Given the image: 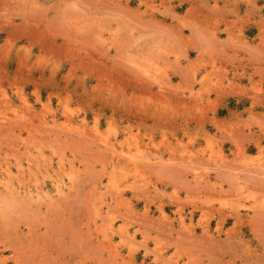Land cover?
I'll return each instance as SVG.
<instances>
[{
	"label": "rangeland",
	"instance_id": "obj_1",
	"mask_svg": "<svg viewBox=\"0 0 264 264\" xmlns=\"http://www.w3.org/2000/svg\"><path fill=\"white\" fill-rule=\"evenodd\" d=\"M0 264H264V0H0Z\"/></svg>",
	"mask_w": 264,
	"mask_h": 264
},
{
	"label": "bare ground",
	"instance_id": "obj_2",
	"mask_svg": "<svg viewBox=\"0 0 264 264\" xmlns=\"http://www.w3.org/2000/svg\"><path fill=\"white\" fill-rule=\"evenodd\" d=\"M107 144V143H106ZM127 231V230H126ZM127 235V234H126ZM130 236V235H129Z\"/></svg>",
	"mask_w": 264,
	"mask_h": 264
}]
</instances>
